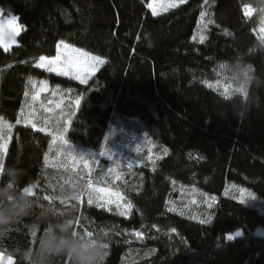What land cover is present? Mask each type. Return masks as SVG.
<instances>
[{
    "label": "trees",
    "instance_id": "16d2710c",
    "mask_svg": "<svg viewBox=\"0 0 264 264\" xmlns=\"http://www.w3.org/2000/svg\"><path fill=\"white\" fill-rule=\"evenodd\" d=\"M151 2L0 0L23 25L0 47V118L12 125L0 168L16 167L38 202L0 238L13 264L72 205L77 231L108 233L104 264H264V202L242 190L264 201V0H185L155 16ZM60 41L103 63L83 83L34 65ZM33 78L58 86L56 119L33 113L55 104L50 89L30 101ZM89 179L121 207L67 198Z\"/></svg>",
    "mask_w": 264,
    "mask_h": 264
},
{
    "label": "clouds",
    "instance_id": "9594fccd",
    "mask_svg": "<svg viewBox=\"0 0 264 264\" xmlns=\"http://www.w3.org/2000/svg\"><path fill=\"white\" fill-rule=\"evenodd\" d=\"M235 101V100H234ZM241 118L243 105L235 101ZM6 177V179H5ZM20 173L14 166L0 168V238H3L12 225L33 213L38 202L24 189L18 187ZM71 200H77L80 189L65 194ZM40 215L45 219L53 217L52 210L39 205ZM76 205L64 209L55 218L49 219L48 226L38 239L37 247L29 248L22 255L26 264H54V258L67 257L69 264H104L108 249V233L98 228L95 231H77ZM37 228L33 225L31 233ZM91 233L89 235L88 233Z\"/></svg>",
    "mask_w": 264,
    "mask_h": 264
},
{
    "label": "snow or ice",
    "instance_id": "6c2138e0",
    "mask_svg": "<svg viewBox=\"0 0 264 264\" xmlns=\"http://www.w3.org/2000/svg\"><path fill=\"white\" fill-rule=\"evenodd\" d=\"M175 3H148L147 7L151 9L152 14L158 15V9L167 11L169 7H175ZM245 12L250 13L251 9L245 6ZM204 13H201V17L203 18ZM23 30V25L17 23V17L9 16L8 19H4L0 16V45L7 47L10 42H14V39L17 35H19L20 31ZM264 32V28L261 29ZM203 39V38H202ZM264 39V37H262ZM63 47L64 51H61L60 48ZM45 62L47 65H50L49 71H55L63 75H68L69 73H74L75 77L81 81V83L85 82L87 75L95 69L96 64L103 63V61L96 56H90L88 52L82 51L78 48H72L69 45L63 44L57 46V55L50 59L46 60L45 57H40V66H44ZM60 65L61 67H57ZM211 86V85H209ZM242 89H237V91H241ZM36 97H33L35 100ZM79 104V101H77ZM19 119L17 123H19ZM12 125L7 124L6 122L0 121V153H2L6 149V133L11 131ZM62 138V136H61ZM47 161V156H46ZM80 161L83 162L84 167L91 173L92 169L88 165V161L85 157L81 156ZM76 161L73 160V166H75ZM111 172V170H110ZM119 179V175L115 177ZM29 194L31 193L30 188L24 189ZM86 194L88 197V203L92 204L94 201L97 202L98 206H105L109 203H115L117 208L121 207L119 203L123 200V196L119 191H110L106 187H96L93 184L91 179L88 180L85 192H82V195ZM46 200H50L51 197H45ZM79 199V198H78ZM132 208L131 203H128L125 210L120 212V215H125L127 212H130ZM91 235V233H88ZM137 238L141 237L140 232L134 233ZM239 233H237L238 235ZM0 264H13L11 256L5 258L2 254H0Z\"/></svg>",
    "mask_w": 264,
    "mask_h": 264
},
{
    "label": "rangeland",
    "instance_id": "374dc122",
    "mask_svg": "<svg viewBox=\"0 0 264 264\" xmlns=\"http://www.w3.org/2000/svg\"><path fill=\"white\" fill-rule=\"evenodd\" d=\"M151 1H152L151 3H155V4H160V3H166V4L175 3V4H177V3H179V2H184L185 0H151ZM262 6H263V5H262ZM169 8H170V7H169ZM160 11H163V10H159V9H158V13H159ZM10 15H11V16H14V15H12V14H4V13L0 10V16H2L4 19H8ZM263 18H264V13L262 14V19H263ZM17 23H18V21H17ZM18 24H19V23H18ZM262 26H263V28H264V21H263V25H262ZM17 38H18V35L15 37L14 42H10V43L8 44L7 47H4V46H2V45H0V47H2V48H4V49H7V48H9V47H11V46H14L15 44H17ZM63 44L69 45V46H71L72 48H78V49H81L82 51L88 52V51H86V50H84V49H82V48H79V47H77V46H75V45H72V44H68V43L63 42V41L58 42L57 46H58V45H63ZM60 50H61V51H64L63 47H61ZM88 53H89L90 56H96V57H99V58L102 60V58H101L100 56H98V55H96V54H94V53H91V52H88ZM56 55H57V48H56V52H55V54H54L53 56H43V57H45L46 60H50V59L54 58ZM40 57H41V56H40ZM40 57H38V58L35 59V61H34V65H35V66L40 67V68H42V69H45V70L48 71V72H52V73H55V74L63 75V74H60V73L55 72V71H49L48 69H49L50 65H47L46 62H45V64H44V66H40ZM100 65H101V63L96 64L95 69L92 70V71L87 75L85 81H87V80L89 79L90 75L93 74V73L99 68ZM57 67H61V66L58 65ZM63 76H66V77L72 78V79H74V80H76V81H78V82H81L79 79H77V78L75 77V74H74V73H69L68 75H63ZM30 82H31L30 84H31L32 91H33V93L30 95V101H31V102L34 103V101H33V97H34V96H35L37 99H38V98L40 99V97H41V92H42V91H43V92H45V91L49 92L50 90L53 92V93H51V94H53V96H52V101H53V102L55 101L54 106H51V105H50V106H46V103H42V102H40V103L36 106V109L34 110L33 113H36V112H37V114H38V112H39L40 115H43V114H44V116L46 115L45 117H48V116H49V118H54V119H56V115H57L58 113H57L56 111L54 112L53 110L55 109V107H58L59 104H60L58 98H56V95H55V93H57L58 86H57V85H55L54 87L51 86L47 79H44L43 82H41V81H37L36 79L34 80V78H33V79H31ZM39 82H41V83H39ZM38 83H39V84H38ZM49 89H50V90H49ZM31 99H32V100H31ZM57 100H58V101H57ZM47 104H49V103L47 102ZM40 107L43 108V110H42ZM29 112H30V109H29ZM0 121L5 122V121L2 120L1 118H0ZM6 123H7V122H6ZM7 124H8V123H7ZM58 145H59V146L57 147L58 150L61 151V152H60L61 154H62V153L65 154V155H64L65 158H67V157H71V156L76 157V156H74V154L71 155L70 153L65 152V151H68V150H69V149H67V148L64 147V146H66V145H63L62 143H61V144H58ZM55 156L58 157V152H57V151H56V155H55ZM86 160H87V159H86ZM75 168H76V165H75ZM242 190H245V191L248 193V195H247V196L245 195V196H246V198H248V199L251 200V201H245V202H247V203H249V204H252V205L256 203V200H257L258 202H264L262 199L257 198L255 195H253L249 190H246V189H244V188H242ZM235 198H236V199H239V198H237V197H235ZM239 200H242V199H239ZM0 254H2V253H0ZM2 255H3L5 258L9 257V256L4 255V254H2ZM12 261H13V259H12Z\"/></svg>",
    "mask_w": 264,
    "mask_h": 264
}]
</instances>
